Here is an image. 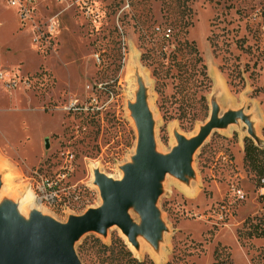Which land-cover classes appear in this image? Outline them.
I'll return each mask as SVG.
<instances>
[{
  "label": "rangeland",
  "instance_id": "1",
  "mask_svg": "<svg viewBox=\"0 0 264 264\" xmlns=\"http://www.w3.org/2000/svg\"><path fill=\"white\" fill-rule=\"evenodd\" d=\"M0 64V208L13 212L32 193L36 215L67 225L98 209L101 179L120 183L135 163L139 79L165 156L175 134L191 138L206 123L203 96L264 124V0H0ZM245 132L214 130L196 152L198 198L166 175L163 258L146 248L140 261L264 264V238H239L264 214ZM105 230L74 243L82 264L127 261H104L117 256L98 240L125 241L119 226Z\"/></svg>",
  "mask_w": 264,
  "mask_h": 264
},
{
  "label": "water",
  "instance_id": "2",
  "mask_svg": "<svg viewBox=\"0 0 264 264\" xmlns=\"http://www.w3.org/2000/svg\"><path fill=\"white\" fill-rule=\"evenodd\" d=\"M139 80L137 102L130 105L139 133L137 155L135 163L127 168L124 181L114 184L100 180L107 209L92 210L81 218L71 219L67 225L49 224L35 212L32 228L22 230L13 216L16 209L6 212L0 208V264H82L74 243L91 230L105 235V229L111 225L119 226L132 243L140 232L151 239L156 236L159 226L156 202L161 194L162 180L169 173L182 176L188 170L192 155L212 130L225 125L234 116L222 121L213 119L191 141L177 136L179 146L171 154H157L146 89ZM131 209L142 215L141 230L128 214Z\"/></svg>",
  "mask_w": 264,
  "mask_h": 264
},
{
  "label": "crops",
  "instance_id": "3",
  "mask_svg": "<svg viewBox=\"0 0 264 264\" xmlns=\"http://www.w3.org/2000/svg\"><path fill=\"white\" fill-rule=\"evenodd\" d=\"M214 76L216 77V75H214ZM220 88L222 90L226 91L225 86L223 84V81L222 82L220 81ZM224 93L226 94V92H224ZM238 100H240L241 103H243L242 99L238 98ZM136 102H137V96H136ZM135 103H133V104H135ZM146 103H147L148 110H149L151 117H152L154 144H155V147L157 150V145L155 142V129H156V122L154 119L155 116H154V113L150 107L147 94H146ZM222 110H223V108L220 104L219 98H217V100L210 101L208 119H207L206 123L199 129L198 133L191 138H187V137L183 136L182 134L181 135L175 134V138L177 139L176 140L177 142H176V146L172 149V151L179 146V141H178L177 136L183 137L186 141H191V140L195 139L196 137H198L200 132H201V129L203 127H205L207 124H209L211 121H213V119H216L217 121H222L225 118L230 117V116H234V117L231 118L225 125H223L219 128L213 129L212 132L214 130L229 131L232 127H235V126L240 127L241 124H243L246 128V132L243 135H240L239 144H241V143L244 144V139L246 137H249L255 142L256 145H258L260 147H264V133H263L264 124L263 123H258L255 116L247 113L246 109H244L242 107L237 108V109H234V108L233 109H227L225 112H223ZM138 138H139V133H138ZM207 138H206V140H207ZM205 141H204V143H205ZM203 144L196 150V152L203 146ZM172 151L169 154H171ZM196 152L191 157V161L188 164V170H186L182 176H177V175H173V174L169 173L183 187L188 189L191 192V194L194 193V195H196L194 199L199 197L200 194L198 193L197 187L200 186V184L202 185V181L200 180V177L198 175L196 167L194 166L193 157L196 154ZM161 155H163V154H161ZM169 174H166V175H169ZM161 184H162V182H161ZM156 211H157V219L159 222V226L157 228V234L153 239H151L148 235L144 234L143 232H140L137 234V236L135 238V243L130 242L129 238H128V241H126V239L124 238V240L126 241V242L124 241V243L126 244L128 249L132 252L134 257H136L137 259H138V256H141L143 254V252L145 251L146 248H150L152 250V252L156 255L157 259L163 258L162 245L166 242V237L170 234V229H169V226L167 225V223L164 219V215H163L162 211L157 206V202H156ZM130 214H131L130 215L131 220L132 219L134 220V218H133L134 214L137 216V221L134 222L135 220L134 221L132 220V222L136 226H138L139 229L141 230L142 226H143V218H142V215L140 214V212H136L133 209H131ZM142 243L145 244L146 246L141 251ZM133 248H135V250H137L139 252L141 251L142 253L140 255H137L135 253V250H133Z\"/></svg>",
  "mask_w": 264,
  "mask_h": 264
},
{
  "label": "trees",
  "instance_id": "4",
  "mask_svg": "<svg viewBox=\"0 0 264 264\" xmlns=\"http://www.w3.org/2000/svg\"><path fill=\"white\" fill-rule=\"evenodd\" d=\"M193 46V45H192ZM196 49V48H195ZM206 69V68H205ZM208 78V77H207ZM202 103L204 104V109L206 111V116L209 112V106L207 102V98L203 96L201 98ZM264 133V129H263ZM244 162L246 167L255 175L257 186L259 189L264 190V148H261L255 144V142L249 138L246 137L244 139ZM260 202L264 205V194L260 195ZM243 237H246L248 239H260L264 238V214L263 216L256 218V219H249L244 224V233L239 235V238L242 239ZM100 241V249L104 252L110 251L111 254L114 252L116 253L117 257L109 256L105 258V262L108 263L109 261L115 262L117 260H121L122 258H127V261H125L124 264H146L145 261H140L134 255L132 252L128 249L126 244L119 238L117 239L113 244L115 247L108 246ZM97 241V242H98ZM119 247V249L117 248ZM116 250V252H115ZM118 264H120L118 262Z\"/></svg>",
  "mask_w": 264,
  "mask_h": 264
},
{
  "label": "bare ground",
  "instance_id": "5",
  "mask_svg": "<svg viewBox=\"0 0 264 264\" xmlns=\"http://www.w3.org/2000/svg\"><path fill=\"white\" fill-rule=\"evenodd\" d=\"M133 59H131L132 62ZM130 62V63H131ZM157 154H162L158 149L156 150ZM34 200V196L32 195V193H28L27 196L21 200L17 207L16 210L13 214L14 218L18 220V223L20 224V227L22 230H27L32 228V223H33V218H34V213H40L42 214V209L40 207H38L35 202H33ZM29 205L28 208H25V205ZM108 207V202L105 198L101 197V204L98 207V209H107ZM122 236L123 238L126 239V241H128V237L122 232ZM146 245L142 243L141 246V251L142 249L145 247ZM133 250H135V248H133ZM139 252L137 250H135V253L137 255H140L142 252Z\"/></svg>",
  "mask_w": 264,
  "mask_h": 264
},
{
  "label": "built area",
  "instance_id": "6",
  "mask_svg": "<svg viewBox=\"0 0 264 264\" xmlns=\"http://www.w3.org/2000/svg\"><path fill=\"white\" fill-rule=\"evenodd\" d=\"M4 80V71H3V68L0 64V81H3Z\"/></svg>",
  "mask_w": 264,
  "mask_h": 264
}]
</instances>
